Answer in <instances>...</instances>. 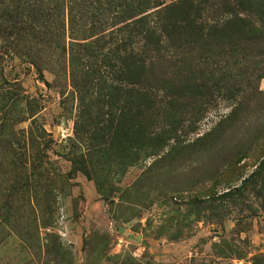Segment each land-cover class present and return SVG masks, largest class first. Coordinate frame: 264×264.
<instances>
[{
  "label": "rangeland",
  "instance_id": "374dc122",
  "mask_svg": "<svg viewBox=\"0 0 264 264\" xmlns=\"http://www.w3.org/2000/svg\"><path fill=\"white\" fill-rule=\"evenodd\" d=\"M114 2L0 0L28 105L0 129V264H264V53L188 28L123 53Z\"/></svg>",
  "mask_w": 264,
  "mask_h": 264
},
{
  "label": "trees",
  "instance_id": "16d2710c",
  "mask_svg": "<svg viewBox=\"0 0 264 264\" xmlns=\"http://www.w3.org/2000/svg\"><path fill=\"white\" fill-rule=\"evenodd\" d=\"M114 6L119 8L118 16L114 17V26L118 25V27H110H113L116 32L123 33L121 40L124 45L128 43L125 45L126 48L120 49L123 53L127 48L130 52L133 51L132 43L135 39L133 36H139V39L141 37V40L144 41V37L152 34L153 30L160 31L165 35L168 30L183 31L187 28L198 32L200 36H211L214 39L227 33L230 38L228 42L216 40L219 42L217 45L226 46L239 45L241 43L238 41L240 35L247 31L253 37L254 45L260 48L261 53H264V4L259 0H232L231 6L227 5L226 0H176L169 4H164V0H127L125 4L122 3V0H115ZM204 6H207L210 12L204 11ZM152 11L157 13L158 20L154 21L155 25L149 26L148 13ZM159 14H161L160 17ZM249 17L252 18V22L251 20L247 21L246 18ZM9 19H11L12 27L21 24V21L15 17L12 18L10 14ZM31 19L34 20L35 16H31ZM151 22L153 23V21ZM195 34L197 35V33ZM125 38L128 40L126 43ZM155 42L157 43L158 40L156 39ZM212 43L210 48L216 46L215 42ZM27 57L30 64L39 72L37 68L38 56ZM133 81L137 80L131 76L129 82ZM22 99L20 87L14 81L6 79L0 67V129L9 122L15 125L24 120L25 111L22 110L28 109V105L21 106ZM11 112L14 116L8 119L7 115ZM27 113L29 114V112ZM33 138L32 136L27 137L25 148L26 144L28 148L32 147V144L35 143V138Z\"/></svg>",
  "mask_w": 264,
  "mask_h": 264
}]
</instances>
